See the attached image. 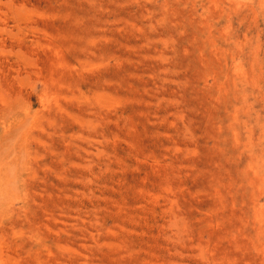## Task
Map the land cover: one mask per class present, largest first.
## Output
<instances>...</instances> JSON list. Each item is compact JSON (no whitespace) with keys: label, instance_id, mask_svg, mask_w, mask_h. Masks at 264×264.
<instances>
[{"label":"rangeland","instance_id":"rangeland-1","mask_svg":"<svg viewBox=\"0 0 264 264\" xmlns=\"http://www.w3.org/2000/svg\"><path fill=\"white\" fill-rule=\"evenodd\" d=\"M0 264H264V0H0Z\"/></svg>","mask_w":264,"mask_h":264}]
</instances>
